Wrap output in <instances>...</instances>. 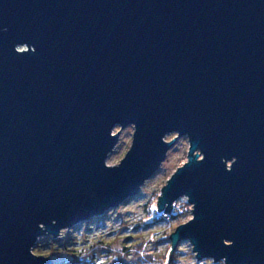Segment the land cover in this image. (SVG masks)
Here are the masks:
<instances>
[{
	"label": "water",
	"instance_id": "95a60500",
	"mask_svg": "<svg viewBox=\"0 0 264 264\" xmlns=\"http://www.w3.org/2000/svg\"><path fill=\"white\" fill-rule=\"evenodd\" d=\"M171 133L187 162L157 211L193 206L173 250L264 264V0H0V264H52L40 238L133 199Z\"/></svg>",
	"mask_w": 264,
	"mask_h": 264
},
{
	"label": "rangeland",
	"instance_id": "374dc122",
	"mask_svg": "<svg viewBox=\"0 0 264 264\" xmlns=\"http://www.w3.org/2000/svg\"><path fill=\"white\" fill-rule=\"evenodd\" d=\"M18 50L26 51L27 49L21 47L18 48ZM118 132L119 139L106 159V165L109 167L117 166L131 146L133 127L127 126L123 130H120L119 127H115L112 135ZM174 139L175 143L168 150L165 160L160 165L159 169L142 184L138 194L133 199L126 200L117 209L108 211L104 216L98 217L101 219L97 222L88 225L81 224L79 225L81 226L79 230H74L76 227L69 230H62L57 239H51L62 240L63 238L72 236L76 239L75 247L79 250L85 249L95 241H101L105 245L110 244L113 253L123 249L122 246H119L121 244L118 245L115 241L117 239H126V242L123 240L121 241V243L125 245L124 248L129 250V257L124 261V264H146L139 263V258L134 256L133 249L135 248V244L146 241L147 244L143 247L142 256L146 254L162 255L170 246V251L174 252V250H178L177 254L179 253V258L176 264L193 263V259L196 258V255L192 251L191 244L188 241L178 242L173 250L169 238V236L176 231L177 227L193 219L191 215L193 206L188 203L190 210L187 211V215L182 214L176 219H172L171 214L180 206L181 201L187 202L186 197L178 199L176 203L173 204L172 210L169 213L164 214L157 211V198L160 197L162 187L165 186L167 180L174 174L177 168L187 162V152L189 148L187 138H178L176 133H171L165 136L164 141L170 142ZM195 154H198V152ZM198 160H201L200 156ZM150 218H154V220ZM158 218H162V220ZM44 239L49 238H40L37 244L40 245V242ZM136 249L138 250V248ZM44 250L45 248H40V251ZM123 252L125 251L123 250L122 253ZM36 255L42 257L41 255ZM109 260V264H119L118 260L115 258ZM207 260L209 259L200 260V263H205ZM53 261L56 263V259H53ZM217 263L223 264L222 261Z\"/></svg>",
	"mask_w": 264,
	"mask_h": 264
},
{
	"label": "trees",
	"instance_id": "16d2710c",
	"mask_svg": "<svg viewBox=\"0 0 264 264\" xmlns=\"http://www.w3.org/2000/svg\"><path fill=\"white\" fill-rule=\"evenodd\" d=\"M181 201V200H180ZM180 208L176 207L177 209L175 212H172L171 217L172 219H176L180 217L182 214L187 215V211L190 210L189 204L185 201L180 202ZM155 218V217H154ZM154 218H150L154 220ZM101 218H95L91 220L90 223L86 222L84 224H91L93 222L99 221ZM159 219V218H158ZM159 220H162L160 218ZM81 226L74 228V230H79ZM166 235V234H165ZM168 236V234H167ZM76 239L72 236L63 238L62 240H52L44 239L40 242V245L34 247V252L38 255H41L44 258H50L52 261L56 259V263L53 261L52 264H109V259H117L119 264H124V261L129 257L127 248H124V243H121L123 239H117L115 241L116 244H121L123 249L121 251H116L113 253L110 248V244L105 245L101 241H95L94 243L90 244L83 250H79L75 247ZM129 240V239H128ZM168 240V239H167ZM123 241H127L126 239ZM147 244L146 241H141L140 244H135L134 249V256L139 258V263H146V264H176L179 256L177 254L178 250H171L169 246L165 253L162 255H151L146 254L142 256L143 247ZM45 248L44 251H40V248ZM138 248V250L136 249ZM125 251L122 253V251ZM171 253V256H170ZM142 256V257H141ZM170 258V259H169ZM191 264H218L217 262L214 263L212 260H207L205 263L198 262L196 258L193 259V263Z\"/></svg>",
	"mask_w": 264,
	"mask_h": 264
}]
</instances>
